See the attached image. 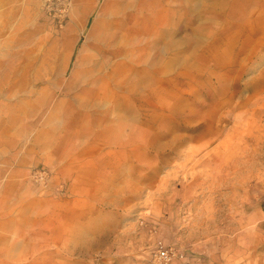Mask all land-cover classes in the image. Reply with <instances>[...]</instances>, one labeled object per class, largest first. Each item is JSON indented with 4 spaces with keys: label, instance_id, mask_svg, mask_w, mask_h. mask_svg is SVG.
Returning a JSON list of instances; mask_svg holds the SVG:
<instances>
[{
    "label": "rangeland",
    "instance_id": "obj_1",
    "mask_svg": "<svg viewBox=\"0 0 264 264\" xmlns=\"http://www.w3.org/2000/svg\"><path fill=\"white\" fill-rule=\"evenodd\" d=\"M87 1L0 0L2 258L147 264L163 243L174 264H264V0L175 48L122 138L62 127L75 143L30 149L31 81Z\"/></svg>",
    "mask_w": 264,
    "mask_h": 264
},
{
    "label": "bare ground",
    "instance_id": "obj_2",
    "mask_svg": "<svg viewBox=\"0 0 264 264\" xmlns=\"http://www.w3.org/2000/svg\"><path fill=\"white\" fill-rule=\"evenodd\" d=\"M252 1L83 3L71 16L67 33L44 52L41 68L51 70L50 77L40 74L31 81L41 95L40 109L30 120V128L38 129L39 134L29 137L34 145L30 149L75 143L73 137L57 134L62 127L69 134L81 132L82 137L93 132L94 141L122 138L128 126L137 124L128 122L127 116L135 119L149 105L143 103L144 98L165 92L164 88L149 87L160 83V74L178 60L175 48L190 43L203 26L215 30L224 19L234 16L235 7ZM176 32L181 34L178 38ZM0 264H10L2 254Z\"/></svg>",
    "mask_w": 264,
    "mask_h": 264
},
{
    "label": "built area",
    "instance_id": "obj_3",
    "mask_svg": "<svg viewBox=\"0 0 264 264\" xmlns=\"http://www.w3.org/2000/svg\"><path fill=\"white\" fill-rule=\"evenodd\" d=\"M147 264H174L177 254L174 248L160 243Z\"/></svg>",
    "mask_w": 264,
    "mask_h": 264
},
{
    "label": "crops",
    "instance_id": "obj_4",
    "mask_svg": "<svg viewBox=\"0 0 264 264\" xmlns=\"http://www.w3.org/2000/svg\"><path fill=\"white\" fill-rule=\"evenodd\" d=\"M236 237H239V233H237L235 236L230 237V240H231V239H235ZM203 264H204V263H203ZM206 264H209V263L206 262Z\"/></svg>",
    "mask_w": 264,
    "mask_h": 264
}]
</instances>
